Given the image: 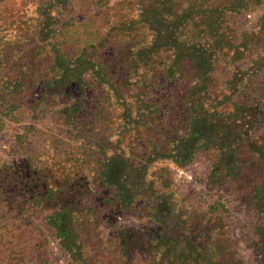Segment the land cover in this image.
Instances as JSON below:
<instances>
[{
	"label": "rangeland",
	"instance_id": "obj_1",
	"mask_svg": "<svg viewBox=\"0 0 264 264\" xmlns=\"http://www.w3.org/2000/svg\"><path fill=\"white\" fill-rule=\"evenodd\" d=\"M0 264H264V0H0Z\"/></svg>",
	"mask_w": 264,
	"mask_h": 264
}]
</instances>
